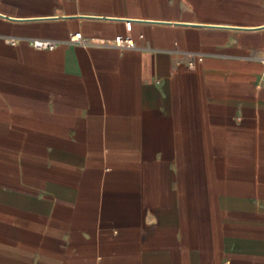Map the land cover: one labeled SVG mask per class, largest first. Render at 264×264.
Instances as JSON below:
<instances>
[{"label": "crops", "instance_id": "0c3cea01", "mask_svg": "<svg viewBox=\"0 0 264 264\" xmlns=\"http://www.w3.org/2000/svg\"><path fill=\"white\" fill-rule=\"evenodd\" d=\"M0 264H264L263 0H0Z\"/></svg>", "mask_w": 264, "mask_h": 264}, {"label": "built area", "instance_id": "2783aa9c", "mask_svg": "<svg viewBox=\"0 0 264 264\" xmlns=\"http://www.w3.org/2000/svg\"><path fill=\"white\" fill-rule=\"evenodd\" d=\"M264 2V0H263ZM130 20H124L123 29L124 34H118L113 36V38L108 42H101V44L108 45L118 50L134 48V42L129 35L130 30ZM30 45L37 49L51 50L58 44H72V45H88L90 41H87L82 37L79 31L69 33L64 40H54V39H40L33 38L30 41ZM189 67H192V63H188Z\"/></svg>", "mask_w": 264, "mask_h": 264}]
</instances>
